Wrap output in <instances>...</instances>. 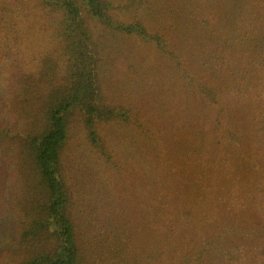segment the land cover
<instances>
[{"label":"trees","instance_id":"16d2710c","mask_svg":"<svg viewBox=\"0 0 264 264\" xmlns=\"http://www.w3.org/2000/svg\"><path fill=\"white\" fill-rule=\"evenodd\" d=\"M226 1L180 0L175 7L170 24L183 36L181 43H198V64L209 69L215 84L203 85L201 127H186L199 144L182 149L191 177L178 197L179 216L169 220L159 210L168 198L174 201L167 193L153 199L160 179L157 164H150L151 222H141L136 232L131 225L137 221L98 183L96 168L97 160L115 165L107 129L143 133L144 127L130 107L112 99L100 73L94 28L154 44L171 60L177 43L151 34L138 18L116 19L111 0L13 1L8 12L18 28L7 36L9 23L0 26V40L7 36L0 42V241L8 239L0 264L173 263L181 231L208 228L216 208L230 203V188L248 158L245 148L252 155L248 162L258 168L251 171H262L256 161L264 160V0ZM247 101L260 105L257 132L245 133L234 120L237 106ZM84 144L87 161L76 167L75 153ZM222 239L212 235L200 251L184 252L179 264H264V238L256 251H245L234 239L220 246Z\"/></svg>","mask_w":264,"mask_h":264},{"label":"rangeland","instance_id":"374dc122","mask_svg":"<svg viewBox=\"0 0 264 264\" xmlns=\"http://www.w3.org/2000/svg\"><path fill=\"white\" fill-rule=\"evenodd\" d=\"M13 1L0 0V26L3 27V21L9 23L7 36L14 28L17 29L19 24L14 25L13 15L8 12L9 7L15 4ZM27 1L29 0H25ZM111 1L114 4L113 15L116 19L132 22L138 18L151 34L157 33L169 43H177V48L174 47L175 59L171 60L161 54L154 44H144L134 38H113L106 36L103 30L94 28V41L101 51L100 73L109 87L112 99L130 107L144 127L143 133L133 127L107 129L105 136L115 153V165L107 167L102 160L96 159L99 165L96 168L99 170V174L96 173L98 183L105 187L109 196H115L114 199L125 208L129 219L137 221L130 224L133 232H136L141 222L145 225L151 222L149 214L152 202L146 190L149 188V195H153V189L149 186V183H154L149 173L150 164H157L160 179L155 182L157 192L153 199L167 193L174 201L171 205L168 198L169 204L165 206V210H159L169 220H176L179 216L181 204L178 197L180 198L182 189L189 186L191 177L189 170L187 171L186 160L182 158L187 153L182 149L189 150L199 144L198 141L190 140L186 127H201L206 109V101L201 96L203 85L215 83L209 69L203 68L202 63L198 64V43H181L183 36L170 24L175 18V7L181 6L180 0ZM221 1L227 3L226 0H216L217 5ZM5 38L0 42H4ZM15 43H18L16 39ZM200 44L207 45L202 39ZM258 104L247 101L235 109V123L239 129H244L245 133L247 130L251 133L260 129L258 121L261 109ZM200 127L195 131L198 132ZM133 143L137 144L132 145ZM138 146L139 149H136ZM86 149L88 148L84 144L75 153L76 167L81 165L80 161ZM90 156L91 162L94 163L95 154L91 153ZM243 156L248 158L242 160L245 166L239 173L237 183L229 187L230 203L216 208L219 214L214 221L207 222L208 228H188L189 230L181 231L178 235L179 247L176 250L178 257L173 263L168 259L163 264H179L184 252L200 251L201 246L212 235H221L223 239L220 246L226 245L227 239H234L238 246L245 244V251H256V243H260V238H264V160L256 161L257 166L263 165L262 171H255L256 175L251 170L258 168L248 162L252 155L247 148ZM140 180L143 184H140ZM258 181L261 187L249 192ZM236 227L240 230L237 233L232 232ZM4 243L5 246L8 245V239L6 242L0 241V250L5 248ZM131 252H136L137 257L142 253Z\"/></svg>","mask_w":264,"mask_h":264}]
</instances>
